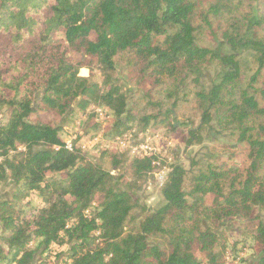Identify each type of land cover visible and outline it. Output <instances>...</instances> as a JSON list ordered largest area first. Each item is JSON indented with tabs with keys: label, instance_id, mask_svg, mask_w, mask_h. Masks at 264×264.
Masks as SVG:
<instances>
[{
	"label": "trees",
	"instance_id": "obj_1",
	"mask_svg": "<svg viewBox=\"0 0 264 264\" xmlns=\"http://www.w3.org/2000/svg\"><path fill=\"white\" fill-rule=\"evenodd\" d=\"M235 1L216 0L210 12L233 15ZM249 15L246 26L235 20L219 30L230 48L252 51L256 73L264 75V0ZM197 16L194 0H0V51L4 42L10 45L8 55L0 54V183L9 178L17 190L14 202L0 203V264H31L37 254V264H248L250 255L264 264L263 222L257 221L251 237L237 234L232 243L215 233L218 223L247 220L264 208V140L253 125L264 109L247 93L233 91L235 54L197 45ZM121 55L156 79H180L210 62L227 66L199 97L207 109L226 105L238 125L233 146L243 151L242 160L232 153L196 175L173 166L161 190L164 204L152 213L141 210L138 228L127 234L138 207L113 188L116 179L105 167L140 180L153 170L151 159L129 161L125 152L105 148L97 163L87 162L80 149L65 148L61 128L33 119L37 110L76 117L96 105L109 118L106 141L137 123L151 128L154 118L138 120L113 81ZM93 66L101 84L93 79ZM81 69L89 76H78ZM200 130L190 132L192 140L200 141ZM97 131L95 126L91 136ZM33 196L42 205L27 202L33 207L27 216L23 201ZM150 237L161 242L151 245Z\"/></svg>",
	"mask_w": 264,
	"mask_h": 264
},
{
	"label": "rangeland",
	"instance_id": "obj_2",
	"mask_svg": "<svg viewBox=\"0 0 264 264\" xmlns=\"http://www.w3.org/2000/svg\"><path fill=\"white\" fill-rule=\"evenodd\" d=\"M215 1L194 0L198 15L194 23L197 29L195 32L196 43L199 47L215 51L221 56L235 54L239 71L233 91L239 94L247 93L256 99L258 105L264 109V75L256 73L257 66L253 52L245 51L239 47L236 50L230 48L225 44L219 30L221 27L224 31V28L235 20H239L241 25L246 26L245 19L250 18L249 14H253L252 16L256 14L257 5L262 4V0H236L232 7L234 8L233 15H223L222 17H213L210 12ZM206 20L210 22V26L205 23ZM238 27L240 28V26ZM9 47L10 45L4 42L0 54L8 55ZM27 48H30V45ZM126 58L125 55H121L115 60L113 81L123 88L129 106L136 112V118L138 117V120L145 117L154 118V125L151 127L152 129L143 130L142 123H137L138 126H134L126 134H122L121 137L125 143L123 148L118 146L117 139L120 136L115 137L113 142L112 140L106 141L103 137L109 118L96 105L89 106L85 113L76 117H70V114L61 117L38 110L33 114V119L61 128L64 133L63 142L80 149L87 162L97 163V154L105 148L110 150L117 148L120 152H125L129 161L130 159H151L153 170L145 173L140 180H136L130 171H118L109 166L105 167L116 179L113 182V188L116 191L126 192L130 196L132 204L138 207L131 221L124 228L125 234L138 228L142 219L141 210L144 209L152 213L164 204L161 190L173 166L178 165L189 175H196L198 171L217 162V158L226 159L232 153V157L236 156V159L242 160L243 157L240 147L234 148L233 146L239 133L238 125L227 116L226 105H224L225 108L207 109L206 105L200 102L199 97L200 93L207 94L211 87L219 82L224 72L229 70L227 66L219 62H210L195 72L185 74L180 79H156L149 72L144 71L146 69L140 71L127 64ZM92 75L94 81L101 84L102 77L96 66H93ZM78 76L86 78L89 76V71L81 69ZM227 95L229 94L223 96L227 97ZM40 96L41 90L39 89L34 98V109L38 106ZM227 99L229 98H226L225 101ZM253 125H255V135L258 134L264 140V116L256 118ZM95 126L98 131L92 137L91 131ZM199 127H201L200 141L197 142L192 140L190 132ZM86 132H88V137L85 136ZM78 137H84L86 140L80 144L77 142ZM95 145H98L97 151H93ZM2 163L3 160H0V167ZM125 168L128 171L127 167ZM7 174L8 172L5 173V175ZM120 176L121 179H119ZM16 192L15 184L9 178L4 177L0 183V203L14 202L13 196ZM27 202L32 206L34 204V206L42 205L34 196L26 197L23 203L26 205L27 216L33 214V207L29 206ZM19 206H23V204ZM258 220L264 223V208H255L247 220L231 218L218 223L215 233L220 239L225 238L232 243L233 237L238 236L237 234L251 237ZM148 242L151 245H156L161 242V239L150 237ZM244 253L242 252L241 255ZM225 259L228 261L227 255ZM256 259V256L250 255L247 258V263L255 264ZM39 260L41 257L37 254L31 264H37Z\"/></svg>",
	"mask_w": 264,
	"mask_h": 264
},
{
	"label": "built area",
	"instance_id": "obj_3",
	"mask_svg": "<svg viewBox=\"0 0 264 264\" xmlns=\"http://www.w3.org/2000/svg\"><path fill=\"white\" fill-rule=\"evenodd\" d=\"M120 138L117 139V142L119 144L118 146L123 148L125 146V143H124V140H122L123 138L122 137H120ZM65 148L70 151L72 149V145L66 143ZM55 150H58V148L56 147Z\"/></svg>",
	"mask_w": 264,
	"mask_h": 264
}]
</instances>
